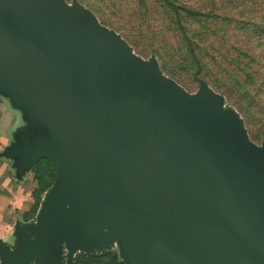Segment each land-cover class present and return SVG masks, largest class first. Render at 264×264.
<instances>
[{
    "label": "water",
    "instance_id": "obj_1",
    "mask_svg": "<svg viewBox=\"0 0 264 264\" xmlns=\"http://www.w3.org/2000/svg\"><path fill=\"white\" fill-rule=\"evenodd\" d=\"M50 35L81 67L41 46ZM0 94L28 125L3 153L18 178L42 159L56 174L1 264H74L114 243L129 264H264V145L206 84L189 95L76 1L0 0Z\"/></svg>",
    "mask_w": 264,
    "mask_h": 264
},
{
    "label": "rangeland",
    "instance_id": "obj_2",
    "mask_svg": "<svg viewBox=\"0 0 264 264\" xmlns=\"http://www.w3.org/2000/svg\"><path fill=\"white\" fill-rule=\"evenodd\" d=\"M65 1L89 10L141 60L155 57L161 75L189 95H197L206 84L222 97V110L238 115L249 139L264 145V0ZM12 15L39 32L49 22L40 12L28 15L19 8ZM40 43L57 59L81 67L52 35ZM74 264L129 263L114 243L102 251L78 252Z\"/></svg>",
    "mask_w": 264,
    "mask_h": 264
},
{
    "label": "crops",
    "instance_id": "obj_3",
    "mask_svg": "<svg viewBox=\"0 0 264 264\" xmlns=\"http://www.w3.org/2000/svg\"><path fill=\"white\" fill-rule=\"evenodd\" d=\"M27 126L21 111L14 108L11 101L0 94V242L12 249L19 241L16 225L36 221L45 194L56 180L55 170L47 159L39 160L18 178L14 161L3 155L15 141L16 134ZM43 161L46 163V169L53 173L50 186L44 190L41 189L37 171V166Z\"/></svg>",
    "mask_w": 264,
    "mask_h": 264
},
{
    "label": "trees",
    "instance_id": "obj_4",
    "mask_svg": "<svg viewBox=\"0 0 264 264\" xmlns=\"http://www.w3.org/2000/svg\"><path fill=\"white\" fill-rule=\"evenodd\" d=\"M37 171L39 173V179L41 181V189H46L50 186L51 181L53 180V173L51 170L46 169V163L43 161L37 166Z\"/></svg>",
    "mask_w": 264,
    "mask_h": 264
}]
</instances>
